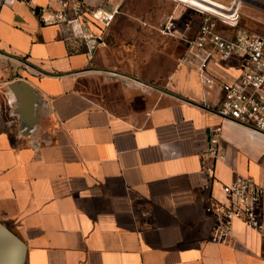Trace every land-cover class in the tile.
Wrapping results in <instances>:
<instances>
[{"label": "crops", "instance_id": "crops-1", "mask_svg": "<svg viewBox=\"0 0 264 264\" xmlns=\"http://www.w3.org/2000/svg\"><path fill=\"white\" fill-rule=\"evenodd\" d=\"M32 3L0 0V223L24 243L22 264H264V228L237 223L217 243L206 212V196L224 201L222 185L239 176L264 187V135L214 113L240 59L211 61V87L181 57L162 82L134 80L42 24L33 9L57 10V0ZM21 119L37 125L32 141ZM214 137L220 156L204 157Z\"/></svg>", "mask_w": 264, "mask_h": 264}, {"label": "built area", "instance_id": "built-area-1", "mask_svg": "<svg viewBox=\"0 0 264 264\" xmlns=\"http://www.w3.org/2000/svg\"><path fill=\"white\" fill-rule=\"evenodd\" d=\"M33 4L32 0H26ZM60 8L44 12L34 8L42 24L59 25L68 38L79 37L85 41L89 52L103 43L104 32L110 28L119 14L120 7L109 8L108 0L97 7H88L83 0H57ZM200 27L195 35L184 37L181 61L197 68L202 84L211 87L218 82L209 72L213 60L221 63L232 57L240 59L241 74L234 82H220L223 92L214 113L223 120L246 126L264 135V35L239 28L238 8L224 7L203 11ZM89 24L100 29L90 33ZM217 131V130H216ZM33 139L30 138V141ZM219 140L210 139V148L204 153L214 159L219 155ZM208 189L215 181L214 166L205 165ZM225 200L206 196V212L215 221L212 238L217 243L229 244L235 237L237 223L247 231L264 228V187L251 176H239L233 182L222 185Z\"/></svg>", "mask_w": 264, "mask_h": 264}, {"label": "rangeland", "instance_id": "rangeland-1", "mask_svg": "<svg viewBox=\"0 0 264 264\" xmlns=\"http://www.w3.org/2000/svg\"><path fill=\"white\" fill-rule=\"evenodd\" d=\"M214 1L225 7L239 3V28L264 35V0ZM203 11L178 0H127L98 47L103 65L134 80L168 79L180 63L184 37L196 34Z\"/></svg>", "mask_w": 264, "mask_h": 264}, {"label": "water", "instance_id": "water-1", "mask_svg": "<svg viewBox=\"0 0 264 264\" xmlns=\"http://www.w3.org/2000/svg\"><path fill=\"white\" fill-rule=\"evenodd\" d=\"M23 85L26 84L23 83ZM14 89L18 90V84L14 86ZM21 123L23 131L29 134V138L33 139L35 131L38 130L37 125L27 124L22 119ZM25 255L26 248L24 243L5 225L0 223V264H22Z\"/></svg>", "mask_w": 264, "mask_h": 264}]
</instances>
